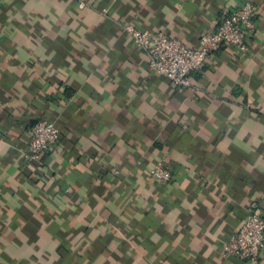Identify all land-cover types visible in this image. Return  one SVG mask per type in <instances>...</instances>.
I'll return each instance as SVG.
<instances>
[{"label": "crops", "instance_id": "1", "mask_svg": "<svg viewBox=\"0 0 264 264\" xmlns=\"http://www.w3.org/2000/svg\"><path fill=\"white\" fill-rule=\"evenodd\" d=\"M247 1L248 53L190 88L123 29L197 48ZM41 119L60 140L36 162ZM252 203L264 216V0H0V264H264L223 253Z\"/></svg>", "mask_w": 264, "mask_h": 264}, {"label": "built area", "instance_id": "2", "mask_svg": "<svg viewBox=\"0 0 264 264\" xmlns=\"http://www.w3.org/2000/svg\"><path fill=\"white\" fill-rule=\"evenodd\" d=\"M86 4H80L84 8ZM259 8L250 1L242 3L222 18L218 28L201 36L199 46L191 48L164 32H152L133 25L123 29L133 44L144 52L149 66L170 82L174 88L192 87L191 75L199 71L207 59L226 47L247 54L249 40L255 30ZM60 140V130L49 120H39L31 129L25 158L40 161ZM152 177L159 182L170 180L169 174L158 167ZM264 252V216L261 208L252 203L242 225L223 249L224 256L236 257L244 262L257 263Z\"/></svg>", "mask_w": 264, "mask_h": 264}, {"label": "trees", "instance_id": "3", "mask_svg": "<svg viewBox=\"0 0 264 264\" xmlns=\"http://www.w3.org/2000/svg\"><path fill=\"white\" fill-rule=\"evenodd\" d=\"M41 120H46V119H41ZM50 121V120H49Z\"/></svg>", "mask_w": 264, "mask_h": 264}]
</instances>
